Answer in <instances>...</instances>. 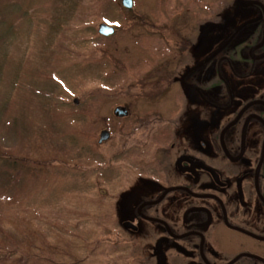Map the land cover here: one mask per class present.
<instances>
[{
	"label": "flooded vegetation",
	"instance_id": "af4514ba",
	"mask_svg": "<svg viewBox=\"0 0 264 264\" xmlns=\"http://www.w3.org/2000/svg\"><path fill=\"white\" fill-rule=\"evenodd\" d=\"M174 1L120 130L76 124L75 166L97 167L120 264H264V0Z\"/></svg>",
	"mask_w": 264,
	"mask_h": 264
},
{
	"label": "rangeland",
	"instance_id": "374dc122",
	"mask_svg": "<svg viewBox=\"0 0 264 264\" xmlns=\"http://www.w3.org/2000/svg\"><path fill=\"white\" fill-rule=\"evenodd\" d=\"M134 2L0 0V264L121 263L109 257L120 218L97 167L77 171L74 137L77 123L82 133L120 130L113 111L136 94L125 89L142 42L151 50L157 11L178 15L172 0ZM103 23L115 35L101 36Z\"/></svg>",
	"mask_w": 264,
	"mask_h": 264
},
{
	"label": "water",
	"instance_id": "95a60500",
	"mask_svg": "<svg viewBox=\"0 0 264 264\" xmlns=\"http://www.w3.org/2000/svg\"><path fill=\"white\" fill-rule=\"evenodd\" d=\"M122 6L125 7L128 10H132L134 8V0H122ZM115 28L107 25V24H101L99 26V34L105 37L111 36L115 34ZM75 103H79V100H75ZM115 115L118 117H124L127 115L126 111H124L123 107H117L114 111ZM111 136V133L109 131H103L100 137V142H104L108 140ZM128 224V223H126ZM125 224V225H126Z\"/></svg>",
	"mask_w": 264,
	"mask_h": 264
},
{
	"label": "trees",
	"instance_id": "16d2710c",
	"mask_svg": "<svg viewBox=\"0 0 264 264\" xmlns=\"http://www.w3.org/2000/svg\"><path fill=\"white\" fill-rule=\"evenodd\" d=\"M1 247V246H0ZM79 247H81V246H79ZM85 247V246H84ZM23 248H24V254L26 253V251H27V246H23ZM73 248H75V246H65V248H63L62 250H63V253L64 252H66L65 253V256H71L72 258H74L75 260L76 259H78V257L76 258L75 257V255H74V252L72 253V251H73ZM76 251L78 252V246H76ZM53 249H55V247L53 248ZM53 249H51V250H53ZM10 250H11V247H10ZM15 250L13 249L12 250V254L13 255H16V253L14 252ZM8 254H9V252H7ZM72 253V254H71ZM24 257V258H23ZM26 261V255H24V256H22V258H20L19 259V262L20 263H23V262H25ZM77 262V261H76ZM17 264H19V263H17ZM73 264H75V263H73Z\"/></svg>",
	"mask_w": 264,
	"mask_h": 264
}]
</instances>
